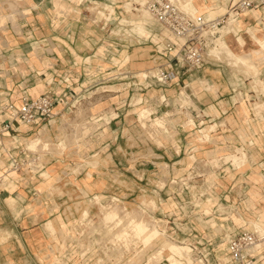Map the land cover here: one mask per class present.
Listing matches in <instances>:
<instances>
[{
	"label": "crops",
	"instance_id": "crops-1",
	"mask_svg": "<svg viewBox=\"0 0 264 264\" xmlns=\"http://www.w3.org/2000/svg\"><path fill=\"white\" fill-rule=\"evenodd\" d=\"M44 1L52 8L47 15L40 13L39 17L34 14V25L26 31L23 10L19 9L20 14L16 15L17 29H14L7 13L8 0H0V102L11 101L19 105L23 96L35 97L44 93L50 94L54 100V115L36 123L12 121L5 127L6 115L0 113V261L7 264H47L50 260L55 264H71L68 248L74 241L71 238L72 219L79 213L73 210L75 198L84 193L90 197L94 193L103 197L115 195L134 199L132 192L121 191L122 182L146 181V184L160 181L158 177L165 175L158 171H165V164L171 166V171L175 167L179 171L187 160H192L195 170L205 165L212 168L211 160L238 154L239 149L246 155L240 165H234L229 159L219 163L208 176L203 173L194 175L198 181L207 178L211 182L206 190L201 191L204 187L201 185L195 193L198 197L206 193L211 205L184 206L187 213L197 215L194 216L197 221L191 218L178 221L189 229L188 232L178 230V233L182 232V239H196L207 246L219 247L239 231L251 230L253 221L259 220L264 211V86L253 88L255 73L235 79L223 65L214 67L202 63L199 67H188L183 63L162 64L160 69L176 72L168 82L177 91L175 95L168 92L163 95L164 106L167 102L179 101L180 108L191 115L192 123L185 120L187 116L185 121H178L172 127L173 141L162 137L159 142H141L135 127L134 111L117 104L123 95L120 87L112 90L103 88L106 85L120 86L121 83L112 79V83L107 84L105 81L111 78L96 69L97 66L89 69L86 63L87 58L97 53L96 35L82 26L88 17L85 18L82 12L77 13V8L87 0L78 3L72 0H40L39 5ZM232 1L192 2L198 8L213 6L212 13L206 14L209 16L223 12L218 7L227 9ZM62 11L65 16L57 15ZM261 11L253 8L239 16L234 25L241 32L237 36L241 45L238 47L234 43L233 49L245 50L246 40L242 33H248L249 27L253 28L257 38H264L257 35V25L264 26ZM78 22L82 23L80 30L73 29V24L76 26ZM43 23L47 28H43ZM138 30L144 31L140 27ZM28 32L34 39L47 41V45L26 46ZM248 34L256 45L251 49H258L255 37L250 32ZM128 67L132 69L130 64ZM261 68L256 77L264 82V68ZM242 79L246 81L242 82ZM221 81L228 88L225 95L209 89L216 84L220 86ZM235 82L243 88L237 93L231 88ZM92 87L96 88L90 90ZM95 90L100 97L108 95L110 106L102 111L107 121L75 141L74 131L60 124L64 114L72 111L69 112L65 105L70 99L84 98ZM126 96L131 98L130 94ZM180 115L179 118L182 117ZM151 122L147 121V126ZM152 124L148 126L150 131L140 124L141 130L155 140H158L157 135L151 132L168 133L165 122L162 128ZM202 130L209 133L207 139L198 137ZM35 141L47 144L48 148L41 151L39 148L30 149L28 144ZM61 142L66 144L63 149H60ZM138 150L143 153L138 154ZM227 150L232 152L225 154ZM80 153L85 157L82 160L77 156ZM74 157L78 158L74 161ZM77 159L80 165L86 164L90 168L74 173ZM13 160L19 162L18 169L11 168ZM140 164H144L143 167H138ZM154 190H149L146 195ZM159 193L162 198L160 196L156 212L164 216L168 212L165 202L169 195L162 190ZM82 207L89 209L85 204ZM184 207H174L173 211L180 214ZM47 221L53 225L52 231L46 227ZM259 232H264V228ZM259 246L264 247V240ZM52 247H58L62 252L52 258L49 256ZM210 258L219 264H230L229 257L216 253H211Z\"/></svg>",
	"mask_w": 264,
	"mask_h": 264
},
{
	"label": "rangeland",
	"instance_id": "rangeland-1",
	"mask_svg": "<svg viewBox=\"0 0 264 264\" xmlns=\"http://www.w3.org/2000/svg\"><path fill=\"white\" fill-rule=\"evenodd\" d=\"M39 1L40 0H25L23 2H19L17 0H8L7 13L10 14L9 19L14 29H17L15 19L17 13L20 14L19 9H22L23 11L21 13H24L23 15L25 18L24 23L26 25V31L29 30V27L34 25V21L32 19L34 14L39 15V17H41L40 13L47 15L49 9L52 7H50L49 3L46 1L41 2L39 5ZM72 1L73 3H78L80 0ZM129 1L131 0H87L85 3H83V5L81 4L80 6L79 4L80 7H78L79 9L77 8V13L78 11L82 12L81 14H83L85 18H88L86 19L85 23L83 22V24L79 22L76 26L73 24V29L80 30V24H82V26L96 35L94 40H97V53L92 57L87 58L86 63L89 66V69L97 66L98 68L96 69L99 71H104L105 76L108 75V78H111L110 80L105 81L107 84L112 83V79L121 83L120 86L106 85L103 88L105 90H112L114 87H120V91L123 92V95L121 101L117 104L121 105V107L125 106L127 109L134 111L133 113L135 115L136 123L135 127L138 128L137 132L140 141L145 142L146 140H154L159 142L162 137H167L168 140L173 141L174 132L172 131V127L175 126V124L181 119V121L188 120L189 123H192V119H190L192 117L186 109H181L182 107L180 108L179 101L173 102V104L167 102V105L164 106L166 103L165 100H163V95L166 96L167 92L170 95H175L177 91L173 89V86L170 82L161 83L156 77L160 75V70H163L160 69L162 64L168 62L182 63L183 51L180 52L175 50L173 52H165L163 48V39L165 38L164 29L153 18V16L150 15L148 11H146L143 7H140L139 9H133ZM176 1L183 9L188 8V10L191 12L198 10H193V0H188L189 6L187 5V0ZM33 8L34 10H32ZM218 8L222 9L220 11L223 12L217 15H222L226 11V7ZM255 9L262 10L260 14L262 16V20H264V7ZM212 10H214V7L208 6L206 9L202 10V14L205 18H211L215 15L210 14L211 16H207L206 14L212 13ZM199 13L201 12L199 11ZM57 15L65 16V12H58ZM238 18L235 20L225 21L215 30V33L211 34L210 30L204 32V41L206 47L204 48L203 64H212L214 67H220L223 65L228 68L229 72L232 73L233 76H235V79L238 77L243 78V76L247 75L253 76L255 73V80L252 82V86L254 85L253 88L257 89L264 86V82L259 81V79L256 77V74L260 71V67L264 68V60L259 62L254 69H250L244 65L235 63L231 56L232 54H229L230 52L228 53V48L234 53H238L242 50L241 48L237 50L232 48L234 43H237L238 47L241 45L239 42L240 40H238L239 38L237 37L241 32H239V29H236V26L234 25ZM138 27L142 28L144 31L140 32ZM43 28H47L45 23H43ZM82 28L83 27H81V29ZM257 28V35L264 36V26H262V24H258ZM250 29L253 33V28ZM242 36H245L246 40V47H244L245 50H243V52L256 47V45L253 43V40L249 38L248 33H242ZM25 40L26 46L47 45V41L34 39L31 37L29 32L26 34ZM34 40L37 42L33 43ZM247 47H249V49H246ZM28 56L29 55L26 54V57ZM129 64L132 66V69L128 67ZM245 81L243 80L242 82ZM95 88L96 87H92L90 90ZM231 88H234L236 93L239 92L240 89H243L236 82L233 83ZM209 89H214L215 92L219 91L222 93V95L228 93L226 92L228 89L226 87V83L223 81H221L220 86L216 84L215 86H211ZM96 93L97 91L93 93L90 92L84 98L79 97L76 99L74 97L70 99L65 105L68 107V111H72H69L71 114H64L60 124L72 128L74 131L73 138L75 141L79 138H82V136L89 134L93 129L99 127L102 123L107 121V117L102 111L104 107L110 106V103L107 101L108 95L100 97V95H97ZM127 94H130L131 98L126 96ZM3 102H0V107ZM146 107L152 108L154 112L153 115H151L152 117L162 115L165 118V126L168 130V133L160 132L158 135V140H155L153 136L144 130H141L142 128L139 124V116L137 117V115L142 108ZM109 109L110 111L112 110L111 107ZM111 114H113L112 111ZM178 114H182L180 115L182 117L179 118ZM90 115H98V117H101L99 122L94 123L95 125L97 124L96 126H94V124L88 126V123L84 122L85 119L90 117ZM184 117H186L185 120ZM151 119L152 118L149 119L150 122L152 121ZM73 120H76L79 123L77 122L75 125L67 124ZM151 124L152 122L149 123V125ZM82 127H84L83 130ZM84 131L85 134H83ZM198 137H201L204 140L208 138V134L205 130H202ZM28 147L32 150L39 148V151L44 150L46 147L48 148L47 144H43L42 142L38 144L36 141L30 142ZM237 151H239L238 154H228L232 151L227 150L224 153L228 155L224 156L225 159L223 157H221V159L224 161L231 159L234 165H240L245 161L246 155L245 152L240 149ZM137 153L142 154L143 151L138 150ZM191 154L192 151L189 155ZM77 156H80L81 159L79 160L85 158L81 153ZM233 156L242 159H239L238 164H236L233 160L234 158L232 159ZM78 157H74V161ZM194 159L196 158L194 157ZM79 160L77 159L73 166V168L76 169L74 173H80L82 169L85 168L87 170L90 168V166H86V164L80 165ZM222 160L215 159L212 161L213 165L214 163L218 165L222 162ZM143 165L144 164H140L138 167H143ZM165 165V171H158L159 174L161 173L162 175H165L163 177H158L160 181H154L153 183L147 182L146 184V181H125L120 184L121 191L132 192L133 194L131 195L134 197V199L130 196L119 198L115 195L103 197L100 195H95L94 193H92L90 197L84 193L83 196H79L74 199L76 203L74 204L73 210L79 213L74 214L72 219L71 238L74 241L68 248L70 249V255L72 259L71 264H153V262L156 263L155 260L153 261V254L155 253L154 251L157 250L162 243L167 242V240H173L180 244L186 243L192 247L193 250L190 253V262H187L186 258L182 257L183 259H181V264H219L217 263L218 261L214 262V260L210 258L211 253L219 254L221 257H229V254L226 250V244H222L219 247H211L207 246L205 243L202 244L201 242L195 241L196 239L194 241L190 239H182V232L178 233V230L187 232L189 231L188 228L184 227V225H181L179 222H182L187 218L195 219L194 216H197L194 213H187L185 207H193L197 205L208 207L211 205L209 200H207L208 195L206 193L203 197H198L195 194L196 190L199 189V186L204 185V187L201 188V191L202 189L206 190V188L210 186L211 182L207 178L205 180L198 181V177H194V175L196 173H203L208 176L207 174L212 172L211 170L217 168L218 166L215 165L214 167L211 163L214 168H209V166L205 165L207 167H201V169L195 170L192 160H187L186 164L181 166L179 171H177L176 167L171 171V166H168V164ZM168 174L170 175L167 176ZM151 189L155 190L152 194L149 193L150 195L147 196L146 192L148 193ZM160 190L164 191V193L168 192L169 195L165 202V205L168 206V212L164 216L163 214L161 215L156 212V209H158L160 206V201L162 198L161 194L159 193ZM114 203L117 204L119 209L123 207L125 211L130 210V213H134H131L133 216H135V214L136 216H139H135V218H141L140 216H142V218L144 217L143 219H146L145 221H148L147 223L149 225L154 224L153 226H156L160 233H158V235H156V237L147 245L142 238H137L133 235L132 237L131 234L128 235L131 237H126L127 239H123L122 241V238L120 239L116 236V234L119 232V230L127 229L128 226H131H127L126 224L119 223L117 221L116 224L115 222L113 224V217L110 220L104 219V209L108 210V208L110 209L115 207ZM84 204L89 207L88 210L86 207H82ZM177 206H185L182 208L184 210H182L180 214H177L173 211V208ZM102 208L104 209L101 210ZM84 210H86V214L81 217L80 214ZM122 210L123 209H121V213L124 212V210ZM131 210L136 211V213ZM205 218L208 217L206 216ZM194 221L196 222L197 220L195 219ZM253 224L254 226L252 225V229L247 231L256 232L259 236L261 235L262 239L259 240H264V232H259L262 228H264L262 219L259 218V221L254 220ZM46 227L51 231L54 229L50 221H47ZM126 240L127 242H125ZM254 249L251 247V252L256 255V264H264L262 263L264 262V247L256 246ZM60 252H62V250H60L58 247H52V251H49V256L53 258L57 254H60ZM151 254L153 255L152 257ZM212 256L215 257L214 255ZM147 257H151L153 259H148ZM149 260L152 262H149ZM51 263L55 264L50 260L47 264ZM0 264L7 263L0 261ZM57 264H59V262H57ZM159 264H168V262L161 260L159 261Z\"/></svg>",
	"mask_w": 264,
	"mask_h": 264
},
{
	"label": "built area",
	"instance_id": "built-area-1",
	"mask_svg": "<svg viewBox=\"0 0 264 264\" xmlns=\"http://www.w3.org/2000/svg\"><path fill=\"white\" fill-rule=\"evenodd\" d=\"M133 9L143 7L161 25L165 31L163 48L165 52L183 51L182 63L188 67H199L203 63L204 32L211 34L228 20L237 19L243 12L264 7V0H234L222 15L205 18L198 11L181 9L175 0H131ZM178 61V60H177ZM174 70H160L157 80L167 83L175 76ZM54 100L50 94L35 97L23 96L19 105L4 101L0 113L6 115L4 126L12 121L25 124L36 123L38 120H48L54 115ZM11 168L18 169L19 162L13 160ZM260 239L253 231H239L231 236L226 243L230 264H256V258L251 247Z\"/></svg>",
	"mask_w": 264,
	"mask_h": 264
},
{
	"label": "bare ground",
	"instance_id": "bare-ground-1",
	"mask_svg": "<svg viewBox=\"0 0 264 264\" xmlns=\"http://www.w3.org/2000/svg\"><path fill=\"white\" fill-rule=\"evenodd\" d=\"M176 1V0H175ZM177 2V1H176ZM178 3V2H177ZM179 5V4H178ZM184 6H186L185 4H183ZM187 5L189 6V2H188V0H187ZM180 7V6H179ZM181 9H183L182 7H180ZM185 8V7H184ZM204 8L206 9V7H197L196 8V6L194 5V9L193 10H197L198 12L200 11L201 13H202V10H204ZM186 10H188V8L186 9ZM151 15V14H150ZM251 27H249L247 30L255 37V40H256V43H257V45H258V49H249V50H247V51H245V52H243V50H241L240 52H238V53H234L233 51H231V49H229L228 47V53L229 54H232L231 56H232V58L234 59V61H235V63H239V64H241V65H244V66H246L247 68H250V69H254L256 66H257V64L259 63V62H261L262 60H264V38H257L255 35H254V33H252V31H251V29H250ZM248 32V33H249ZM159 75V74H158ZM146 76V75H145ZM157 99V98H156ZM153 107V106H152ZM153 113V110H152V108L151 107H149V108H142L140 111H139V113H138V115L137 116H139V121H140V124L143 126V128L145 129V130H147V131H150V129L148 128V126H147V121H149V119L150 118H152L151 117V114ZM101 116V115H100ZM105 116V115H104ZM106 118V117H105ZM104 118V119H105ZM101 120V117H98V115L97 116H91L90 115V117L89 118H87V119H85V121L84 122H87L88 123V126L89 125H93L94 123H96V122H99ZM152 120V123L153 124H155V125H157V126H159L160 128H162L163 127V125H164V122H165V119L162 117V115H160V116H158V117H154V118H152L151 119ZM78 121H76V120H73L72 122H70V123H67V124H69V125H75L76 123H77ZM79 123V122H78ZM78 125V124H77ZM86 125V124H85ZM97 125V124H96ZM95 124H94V126H96ZM72 127V126H71ZM74 127V126H73ZM85 127V126H84ZM84 127H82V130H83V128ZM91 128H93V127H91ZM72 129V128H71ZM74 129V128H73ZM79 130V129H78ZM88 130V129H87ZM89 130H90V128H89ZM92 130V129H91ZM161 131H156V133H153V132H151L153 135H157L156 137H157V139H158V135H159V133H160ZM76 133V132H75ZM82 133V132H81ZM80 133V134H81ZM78 134V133H77ZM83 134H85V131L83 132ZM203 134V133H202ZM209 134V133H208ZM245 134V133H244ZM82 135V134H81ZM162 135V134H161ZM79 136V135H78ZM85 136V135H84ZM84 136H82V138H84ZM163 136V135H162ZM203 136H204V134H203ZM75 137V136H74ZM79 138V137H78ZM78 138H75V139H78ZM82 138H79V139H82ZM78 139V140H79ZM160 139V138H159ZM73 140V139H72ZM78 140H76V141H78ZM213 141V140H212ZM65 143V142H64ZM63 142H61L60 144V149H63L64 148V146L66 145V144H64ZM243 157V156H242ZM245 157V156H244ZM223 158H224V156H223ZM234 158V159H233ZM225 159V158H224ZM232 159L234 160V162L236 163V164H238V160L239 159H242V158H236V157H232ZM199 160V159H198ZM219 160H222V159H219ZM243 160H244V158H243ZM210 161V160H209ZM211 161H214V160H211ZM222 161H224V160H222ZM242 161V160H241ZM216 162V161H215ZM219 162V161H218ZM221 162V161H220ZM240 162V161H239ZM212 163V165H213V162H211ZM212 165H210V167L212 166ZM215 163H214V167H215ZM166 166V165H165ZM212 166V167H213ZM217 166V165H216ZM219 166V165H218ZM205 167H207V166H205ZM213 167V168H214ZM208 169V168H207ZM258 173V172H257ZM261 177H262V174H261ZM115 204V203H114ZM111 205H113V204H111ZM114 206V205H113ZM101 207H103V206H101ZM105 207V206H104ZM107 208H108V206H107ZM118 207H117V204H115V207H112V208H108V210L107 209H104V208H102L101 210H103L104 209V219L105 220H110L112 217H113V219H114V221L112 220V223L114 224V222H115V224H116V221L117 222H119V223H123V224H126L127 226L128 225H130L131 227H127V229H122V230H119V232L116 234V236L117 237H119L120 239L122 238V241H123V239L125 240V239H127L126 237H131L132 235L133 236H135V237H137V238H142L143 239V241L145 242V244L147 245L148 243H150L155 237H156V235H158V233H160L159 231H158V229L156 228V226H153V225H149L145 220L146 219H143L142 218V216H140L141 218H135V216H136V214H135V216H133L132 214H134V213H130L128 210L127 211H125L124 210V208L123 207H121V209H123L124 210V212L123 213H121V209H117ZM107 210V211H106ZM122 210V211H123ZM131 211H133V210H131ZM133 212H135L136 213V211H133ZM84 214H86V210H84V211H82V213L80 214V216L82 217V216H84ZM138 215V214H137ZM142 215V214H141ZM261 218L260 219H262V221H264V211H262V214H261ZM136 217H139V216H136ZM259 221V220H258ZM110 223H111V221H110ZM109 223V224H110ZM118 223V224H119ZM122 225V224H121ZM260 225V224H259ZM110 226V225H109ZM120 226V225H119ZM114 227V226H113ZM126 227V226H125ZM124 227V228H125ZM131 228V229H130ZM115 234V233H114ZM114 234H113V236H114ZM129 234H131V236H128ZM111 236V235H110ZM115 236V237H116ZM132 236V237H133ZM116 237V238H117ZM136 238V239H137ZM112 239V238H111ZM141 239V240H142ZM133 240V239H132ZM125 242H127V240L125 241ZM260 242H261V240H258L254 245H253V249L256 247V246H259L260 245ZM132 243V242H131ZM125 244V243H124ZM128 245V244H127ZM61 248V247H60ZM191 251H192V248L189 246V245H187V244H180V243H177V242H175V241H173V240H167V242H165V243H162L161 244V246L157 249V250H155L153 253V255L151 254V257L153 256V258H151V259H153V261L155 260V262L156 263H154L153 262V264H159V261H161V260H165V261H167L168 262V264H181L182 262H181V259H183V258H186V260H187V262H190V260H191V258H190V253H191ZM165 253V254H164ZM183 257V258H182ZM148 258V257H147ZM150 258H148V259H150ZM151 260H149V262H150ZM185 261V260H184ZM152 262V261H151ZM150 264H152V263H150Z\"/></svg>",
	"mask_w": 264,
	"mask_h": 264
}]
</instances>
